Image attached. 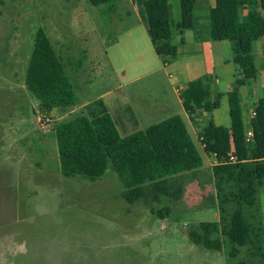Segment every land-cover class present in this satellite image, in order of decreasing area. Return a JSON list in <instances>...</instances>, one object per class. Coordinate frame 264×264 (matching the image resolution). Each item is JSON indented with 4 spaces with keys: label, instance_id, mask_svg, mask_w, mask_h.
Listing matches in <instances>:
<instances>
[{
    "label": "rangeland",
    "instance_id": "rangeland-1",
    "mask_svg": "<svg viewBox=\"0 0 264 264\" xmlns=\"http://www.w3.org/2000/svg\"><path fill=\"white\" fill-rule=\"evenodd\" d=\"M170 4L176 22L180 8L176 0ZM130 8V0L96 7L89 0H0V264H264V256H251L246 248L230 256L222 236L221 251L187 237L199 222L218 221L223 231L232 214L227 187L214 189L211 156L201 153L203 167L184 177L176 202L157 194L158 199L129 204L111 170L94 181L61 174L53 133L58 123L97 116L104 109L124 137L171 116L185 118L174 103L166 112L152 111L171 81ZM39 30L73 87L76 104L70 108L41 112L25 87ZM223 44L215 55L220 84L207 76L211 100L231 81L220 55L230 58L232 52L229 42ZM252 83L241 89L244 122L242 94ZM126 108L138 118L124 122ZM209 118L229 126L227 96ZM245 217L264 232V181L256 207L246 209Z\"/></svg>",
    "mask_w": 264,
    "mask_h": 264
},
{
    "label": "trees",
    "instance_id": "trees-1",
    "mask_svg": "<svg viewBox=\"0 0 264 264\" xmlns=\"http://www.w3.org/2000/svg\"><path fill=\"white\" fill-rule=\"evenodd\" d=\"M89 1L96 7L109 0ZM178 1L181 19L176 29L183 32L193 27L196 0ZM214 1L215 6L208 13L210 38L214 42L230 43L232 63L237 69L235 86L226 94L229 127L209 121L199 131L196 145L180 116L121 137L108 113L90 118L77 115L53 129L59 170L66 178L77 175L90 181L102 178L111 170L117 175L125 191L123 198L129 204L159 196L176 202L183 192L182 176L203 167L201 153L212 156L216 162L212 167L214 189L223 192V187H227L232 214L223 231L218 221L199 222L188 231L187 237L195 245L221 251L219 236H222L227 247H231L230 256L246 248L251 256L263 257V228L249 223L245 210L256 207L258 188L264 181V99L251 106L255 115L244 122L240 89L256 77L252 44L264 41V0ZM144 11L155 54L164 61L173 58L177 49L170 43L168 0H146ZM262 75L264 80V64ZM24 83L38 101L41 112L76 104L61 59L42 30L34 37ZM220 98L221 95H215V100H211L207 78L191 81L180 93L186 113L203 110L210 114L219 107ZM248 130L253 135L250 143L245 142ZM230 156L234 162H230Z\"/></svg>",
    "mask_w": 264,
    "mask_h": 264
},
{
    "label": "crops",
    "instance_id": "crops-1",
    "mask_svg": "<svg viewBox=\"0 0 264 264\" xmlns=\"http://www.w3.org/2000/svg\"><path fill=\"white\" fill-rule=\"evenodd\" d=\"M145 1L146 0H130V7H131L130 14L134 15L133 21L138 24V28L141 29L140 31L143 34L147 33L149 37L148 25L144 11ZM170 1L171 0H168L171 10ZM176 3L177 6L180 8L178 0H176ZM214 6H215L214 0H196L194 4L193 27L192 29L183 32H180L176 29V24L181 19V11H180V17L176 22H173L172 14H171L170 43L176 47L177 49L176 55L171 59H166V61H164L163 58L158 57L163 61V66L166 70L168 80L171 81V86L169 87L170 90H168L167 93L166 91L162 92L161 97H159V100L156 101V104L154 105L155 107H153L154 109H152V111L155 113H163L170 110L173 103L178 105L185 117L184 119L181 117L182 120L187 121V122L184 121L187 130L189 131L190 135L193 134L197 137V141H198L199 131L211 120L209 118L211 113L208 114L203 110H197L194 111L193 113H186L183 109L182 102L180 100V93L187 88V85L191 81L207 78L208 75H211L214 78L215 83L220 84L219 76L216 74L215 71L216 60H217L215 55L218 56L221 53L220 47L225 46L223 43L226 41L214 42L210 38L208 13L210 10L214 8ZM245 14H246V10L243 11V16ZM149 42H150V38H149ZM216 46H218L219 48H217ZM228 49L231 52V45L228 46ZM252 50L254 56V64L256 68V77L252 81L253 83L251 89L249 90L247 89V92L245 91L244 94H242V96H244L245 98L244 104H247L245 105L247 121L251 118V111H252L251 106L255 104L259 99H264V80L262 75V67L264 64V41L258 40L254 42L252 44ZM206 53H208V56L206 55ZM220 57H221L220 61L224 66V68H226L227 71L230 70L232 72L231 81L224 84L223 92H219V93L215 92L214 96L221 95V97H226V94L231 90H233L235 86L237 69L236 66L232 63V54H230V58H225L222 57L221 55ZM241 89H240V96L242 92ZM102 111H103L102 113H108L104 109ZM125 111L127 113H125ZM123 112L124 114H122V117L124 122H130L132 119L135 120L136 118H138L137 113H132V111H130L129 108L124 109ZM217 126H221V125H217ZM228 127L229 126H227L226 128ZM188 174L190 173L184 174L182 176V180Z\"/></svg>",
    "mask_w": 264,
    "mask_h": 264
},
{
    "label": "built area",
    "instance_id": "built-area-1",
    "mask_svg": "<svg viewBox=\"0 0 264 264\" xmlns=\"http://www.w3.org/2000/svg\"><path fill=\"white\" fill-rule=\"evenodd\" d=\"M164 65H166V64H164ZM255 114H254V112H253V109H252V111H251V117H253ZM44 121H48V119H43ZM252 132L250 131V130H248L247 131V133H246V135H245V142L246 143H250L251 142V140H252ZM230 162H234V158L232 157V156H230Z\"/></svg>",
    "mask_w": 264,
    "mask_h": 264
}]
</instances>
